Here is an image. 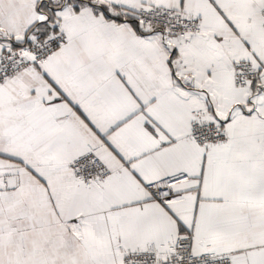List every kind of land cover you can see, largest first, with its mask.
<instances>
[{"label": "snow or ice", "instance_id": "1", "mask_svg": "<svg viewBox=\"0 0 264 264\" xmlns=\"http://www.w3.org/2000/svg\"><path fill=\"white\" fill-rule=\"evenodd\" d=\"M0 264H264V0H0Z\"/></svg>", "mask_w": 264, "mask_h": 264}]
</instances>
